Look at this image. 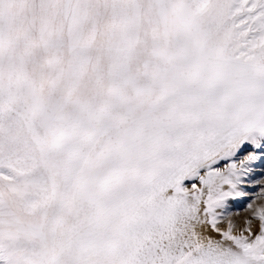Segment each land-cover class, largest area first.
I'll return each mask as SVG.
<instances>
[{"label": "snow or ice", "instance_id": "obj_1", "mask_svg": "<svg viewBox=\"0 0 264 264\" xmlns=\"http://www.w3.org/2000/svg\"><path fill=\"white\" fill-rule=\"evenodd\" d=\"M257 165L264 0H0V264H264Z\"/></svg>", "mask_w": 264, "mask_h": 264}, {"label": "rangeland", "instance_id": "obj_2", "mask_svg": "<svg viewBox=\"0 0 264 264\" xmlns=\"http://www.w3.org/2000/svg\"><path fill=\"white\" fill-rule=\"evenodd\" d=\"M264 169V165H257L256 167V175H257V178H259V173L260 171ZM256 191L258 192L259 191V187L257 186L256 188ZM250 195H254V193H250ZM242 210V209H241Z\"/></svg>", "mask_w": 264, "mask_h": 264}]
</instances>
